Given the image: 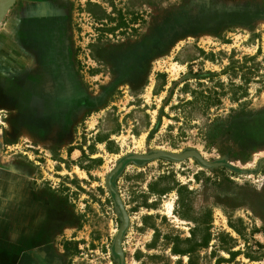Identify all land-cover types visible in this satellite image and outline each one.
Instances as JSON below:
<instances>
[{"label": "rangeland", "instance_id": "obj_1", "mask_svg": "<svg viewBox=\"0 0 264 264\" xmlns=\"http://www.w3.org/2000/svg\"><path fill=\"white\" fill-rule=\"evenodd\" d=\"M26 12L57 49L38 101L57 106V136L21 140L2 112L0 156L25 160L57 231L23 247L17 208L0 200V264H188L173 247H192L193 264H264V0H15L0 27ZM187 148L221 165L125 158Z\"/></svg>", "mask_w": 264, "mask_h": 264}, {"label": "crops", "instance_id": "obj_2", "mask_svg": "<svg viewBox=\"0 0 264 264\" xmlns=\"http://www.w3.org/2000/svg\"><path fill=\"white\" fill-rule=\"evenodd\" d=\"M26 13L22 23L10 19L0 27V115L4 112L5 123L21 140L51 144L57 136V106H49L42 112L38 101H41L43 71L56 73L57 49L43 39L42 28L31 23L36 21L28 18L29 13ZM44 48L50 54L49 58L42 54ZM54 87L50 83L47 92L54 94L56 82ZM47 114L49 118L43 125L42 116ZM47 129L48 138L44 137ZM4 163V167L0 166V174H6L8 181L3 184L5 187L0 185V200L6 199L9 205L17 208V232L14 231L12 237L17 238L23 247L30 245V248L33 246L41 251L42 247L52 244V234L57 231V209L27 184L30 170L25 160L15 155L0 156V165ZM27 209L32 212L33 221L30 222L36 224V229L33 227L35 234L30 238L26 235L27 229L32 227L27 226Z\"/></svg>", "mask_w": 264, "mask_h": 264}, {"label": "water", "instance_id": "obj_3", "mask_svg": "<svg viewBox=\"0 0 264 264\" xmlns=\"http://www.w3.org/2000/svg\"><path fill=\"white\" fill-rule=\"evenodd\" d=\"M14 2L15 0H0V22ZM125 158L143 160V161L166 159L171 162H183L187 159H193L197 161L201 167H204V168H212V167L221 165V163L210 162L206 160L196 149H193V148H187L179 152H173V151L166 150V149H156L154 151H151L150 153H141V154L140 153H130V154H127ZM120 165L121 163H118L116 167L113 168V170H111L108 173V175L105 177L106 186L108 187L110 191H113V188L111 185V176L116 172V170L119 168ZM240 172L241 173H251V172H254V170L241 169ZM114 199L120 211L121 224L118 229V232L114 236L113 247H114V252L118 255L119 260L122 262L123 252L121 248V241H122L123 233L127 229L128 224H129V216L118 194L115 193Z\"/></svg>", "mask_w": 264, "mask_h": 264}, {"label": "trees", "instance_id": "obj_4", "mask_svg": "<svg viewBox=\"0 0 264 264\" xmlns=\"http://www.w3.org/2000/svg\"><path fill=\"white\" fill-rule=\"evenodd\" d=\"M120 23L118 24L117 27H121L122 25H127L125 20L123 18H120ZM207 221L206 220H203L201 221L200 223H198V225H201V226H204L206 225ZM208 241V238H207V235H205L203 237V240L202 242H199V244H195V246H204L205 243ZM194 249L192 247L190 248H186L184 250H181V249H178L177 247H173L172 249V252L174 254H177V255H188L189 256V259H188V264H193L194 263V259L192 258L191 254L193 253ZM232 255V254H231Z\"/></svg>", "mask_w": 264, "mask_h": 264}, {"label": "flooded vegetation", "instance_id": "obj_5", "mask_svg": "<svg viewBox=\"0 0 264 264\" xmlns=\"http://www.w3.org/2000/svg\"><path fill=\"white\" fill-rule=\"evenodd\" d=\"M32 215V214H31ZM31 218V219H30ZM26 219H27V222H30V221H33V217L30 216V211L27 209L26 211ZM31 229H27V232L28 234H30V236H28V238H30L31 236H33L35 234V230L33 229V227L36 229V224L34 222H32V225H31ZM27 235V234H26ZM35 253L39 254V257L41 258V252H36ZM40 262H36L35 264H54L52 261H49V260H43V259H39Z\"/></svg>", "mask_w": 264, "mask_h": 264}]
</instances>
